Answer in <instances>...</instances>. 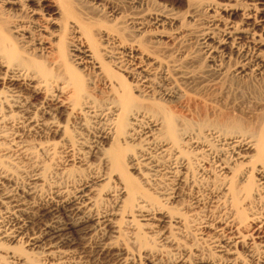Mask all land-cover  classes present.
Returning a JSON list of instances; mask_svg holds the SVG:
<instances>
[{
    "label": "bare ground",
    "instance_id": "bare-ground-1",
    "mask_svg": "<svg viewBox=\"0 0 264 264\" xmlns=\"http://www.w3.org/2000/svg\"><path fill=\"white\" fill-rule=\"evenodd\" d=\"M13 1L7 3L18 4L26 11L28 21L13 27L10 33L0 18V159L27 155L31 147H50L54 138L64 134L60 118L76 123L84 120L90 128L98 129L107 143L101 160L114 177L115 187L107 195L116 198L115 211L136 218L137 224L154 237L157 233L165 235L161 231L165 223L181 227L188 222L187 217H174L163 210L167 203L156 201L150 191L157 181L167 184L170 180L174 186L184 187L194 182L189 172L193 167L200 169L201 176L226 179L220 203L229 214L224 216L227 221L204 226V220L199 225V230L210 227L204 236L215 247L212 257L199 252L178 258L174 255L170 264H245L240 247L264 264V212L246 214V209L260 200L262 190L264 193L263 95L258 96L253 112L241 123L178 125L172 117L153 112L151 105L143 103L152 90L150 79L141 75V66L138 71L127 66L129 62L141 63L143 52L108 33L94 31L88 21L89 7L77 0H32L34 7L29 4L31 0ZM236 5L227 3L213 9L212 23L217 31H210L214 27L207 31V54L224 58L241 55L243 65L261 74L264 0H241ZM67 29L75 39L69 50L65 36L44 41ZM119 70L128 73L131 81ZM244 71L242 68L240 73ZM131 83L138 88L134 90ZM71 142L68 151L74 149ZM91 147L84 151L91 153ZM140 162L145 166L143 173L133 176L128 167ZM83 164L88 165V161ZM17 178L11 171L0 170V264H69L74 248L83 245L81 239L116 228V219L96 208L101 190L97 183L81 180L73 188L62 184L46 189L38 174L25 183ZM195 203L203 202L199 199ZM202 208L198 205L182 214H190L194 220ZM60 214L74 219L53 225ZM161 239H166L172 250L179 247L167 234ZM23 243L29 247L23 248ZM35 247L41 251L33 252ZM93 255L107 261L119 256L129 261L125 248L107 242H99ZM154 256L159 257L151 255L149 264H163Z\"/></svg>",
    "mask_w": 264,
    "mask_h": 264
},
{
    "label": "rangeland",
    "instance_id": "rangeland-1",
    "mask_svg": "<svg viewBox=\"0 0 264 264\" xmlns=\"http://www.w3.org/2000/svg\"><path fill=\"white\" fill-rule=\"evenodd\" d=\"M10 1L16 2L0 0V18L5 21L7 29L12 33L13 27L25 24L28 20L24 17L26 11L21 10L18 4L7 3ZM24 1L21 0V3ZM77 1L92 10L88 8L90 12L88 21L92 24L94 31H99L101 34L108 33L118 41H124L125 45H133L143 52L140 58L143 60L141 63L127 64L132 70L134 67L133 71L141 66L144 69L141 75L144 74L148 80L150 79L152 90L147 93L148 100L143 103L149 107L151 105L153 112L172 117L174 123L178 122V125L183 126L185 124L203 126L221 122L241 123L244 116L253 112L254 102L259 98L258 96L264 97V71L260 74L256 69H248L243 65L241 55L224 58L207 54L206 44H204L206 34L217 31L212 23L213 9L227 3L230 6L239 5L241 0ZM29 4L32 7L35 6L32 0ZM112 13L115 14L114 17L108 16ZM212 27L214 29L210 30ZM61 35L65 36L69 50V45L75 41L74 34L69 29L63 34L55 33L46 37L44 41L57 40L56 38ZM96 38L101 44L105 43L99 36ZM9 40H11L10 37ZM100 46L103 47V45ZM114 48L116 50L118 46L114 45ZM140 59L137 60L141 61ZM137 60L135 62H138ZM241 67L245 68L243 73H240ZM121 70L125 69L121 68ZM119 72L131 81L128 73L120 70ZM131 84L134 90L138 88L134 83ZM134 90L133 94L136 95L137 92L135 93ZM60 121L64 134L54 138L50 147H31L27 155H12L11 160L10 157L9 160L8 158L4 161L0 159V170L11 171L16 178L19 176L17 180L23 183L32 175L38 174L44 179L46 189L51 185L62 184H68L73 188L81 180H91L97 183V186L99 185L97 188L101 190L97 197L96 208L111 214L110 216L116 219V228L111 227L105 233L98 232L90 235L91 237L81 239L83 245L74 248L75 253L69 264H78V261L79 264H149L148 259L152 260L151 255L155 253L159 257H154L161 258L163 264H170L175 256L178 258L188 253L198 254L199 252L205 257H212L210 255L215 247L207 236H204L210 227L199 230V225L203 224L204 220V226H218L227 221V218H224L229 214L227 210L222 209L220 203L221 187L226 179H222V176L215 179L201 176L200 169L193 167L189 172L194 182L187 183L184 187L174 186L170 180L167 184L163 180L156 182V187L150 192L156 201L167 203L163 206V210L173 214L174 217L182 215L188 220L181 227L169 223H165L162 227L161 231L169 235L171 242L179 245L178 250H172V245L165 242L166 239H161L165 235L162 237V233L160 235L157 233L154 237L148 229L137 224L136 218H128L115 211L118 208L117 200L107 195L114 189L115 181L101 160L102 148L107 143L100 137L99 130L90 128L84 120H77L76 123L73 120L67 122L65 118H60ZM71 140L75 146L73 151H68L70 148L67 146L72 143ZM96 145L97 149L94 148ZM88 146H92L91 153L84 151L88 149ZM135 148L138 147L135 146ZM93 149L95 154L92 153ZM86 161L88 165L83 164ZM144 168L141 162L140 164L130 163L128 170L133 176H139ZM242 170L243 168L237 170L235 175L237 179L241 176ZM229 178L227 177L228 180ZM199 199L203 203H195ZM198 205L203 208L194 220L190 214H182L186 210L194 211ZM253 205V208L246 209L248 216L255 212H264L263 190L260 200ZM65 215L60 214V219L58 217L59 220L53 222V225L58 226L62 222L74 219L73 216ZM117 230L118 232L115 233ZM247 230L252 232L251 228ZM99 242L125 248L129 253V261L127 259L124 262L121 256L108 261L94 256ZM22 245L23 248L29 247L25 243ZM159 247L165 251H160ZM39 248L35 247L33 252H40ZM238 250L240 254L242 253L241 257L246 259V261L243 259L245 264L260 263L256 259L257 256L250 257L244 248L240 247ZM166 251L169 254H165Z\"/></svg>",
    "mask_w": 264,
    "mask_h": 264
}]
</instances>
